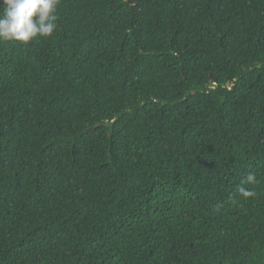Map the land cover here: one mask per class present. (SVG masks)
<instances>
[{
	"label": "trees",
	"instance_id": "1",
	"mask_svg": "<svg viewBox=\"0 0 264 264\" xmlns=\"http://www.w3.org/2000/svg\"><path fill=\"white\" fill-rule=\"evenodd\" d=\"M57 15L0 41V264H264V0Z\"/></svg>",
	"mask_w": 264,
	"mask_h": 264
},
{
	"label": "clouds",
	"instance_id": "2",
	"mask_svg": "<svg viewBox=\"0 0 264 264\" xmlns=\"http://www.w3.org/2000/svg\"><path fill=\"white\" fill-rule=\"evenodd\" d=\"M59 4L60 0H0V41L27 44L37 37H52L58 29ZM256 182V175L249 172L241 179L239 194L254 198L256 192L246 185Z\"/></svg>",
	"mask_w": 264,
	"mask_h": 264
}]
</instances>
